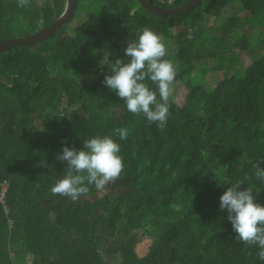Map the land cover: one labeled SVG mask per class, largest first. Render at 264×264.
Wrapping results in <instances>:
<instances>
[{"label":"trees","instance_id":"trees-1","mask_svg":"<svg viewBox=\"0 0 264 264\" xmlns=\"http://www.w3.org/2000/svg\"><path fill=\"white\" fill-rule=\"evenodd\" d=\"M94 1L102 7L99 16L87 14L71 35L64 25L46 43L0 54V183L9 182L8 214L0 205V264H264L258 247L235 239L219 210L220 197L237 180L264 205V183L252 167L264 161V0H236L250 16L247 23L259 21L261 57L233 67V76L210 90L188 86L184 107L170 99L163 130L130 113L103 84L113 59L149 28L173 42L164 59L183 65L173 84L194 70L182 64L184 57L221 72L230 53L247 43L209 38L203 24L232 0H202L191 12L167 18L150 15L136 0ZM162 1L148 0L161 8L191 0ZM64 7L65 0H32L27 7L0 0V41L35 34ZM238 22L229 18L231 26ZM204 41L214 43L211 50ZM103 55L108 59L100 62ZM145 83L158 95L156 84ZM243 108L251 112L248 122L239 118ZM117 128L129 130L126 141ZM96 136L120 145V178L100 191L85 181L89 192L75 202L53 195L66 168L57 155L65 146L83 150ZM138 232L149 239L141 257Z\"/></svg>","mask_w":264,"mask_h":264},{"label":"clouds","instance_id":"clouds-1","mask_svg":"<svg viewBox=\"0 0 264 264\" xmlns=\"http://www.w3.org/2000/svg\"><path fill=\"white\" fill-rule=\"evenodd\" d=\"M32 0H17L18 7L30 6ZM171 3V0H169ZM124 54L127 62L116 59L110 75H105L103 84L120 97L126 109L134 115H143L148 124L163 130L170 116L171 86L176 78L173 64L164 59L167 49L160 36L149 28L141 30L138 42L129 43ZM156 84L158 95L145 83ZM120 140H127L129 130L117 128ZM121 147L109 136H96L83 142V150L63 147L57 160L66 164L64 178L52 188L53 195L68 197L73 202L89 192L87 185L100 191L116 182L125 168ZM264 161L252 164L255 178L264 183ZM41 166V165H38ZM246 179L251 177L246 176ZM243 181L237 180L226 188L220 197L219 210L227 213L235 239L248 247H258L259 260L264 261V205L257 203L252 188L241 190Z\"/></svg>","mask_w":264,"mask_h":264},{"label":"rangeland","instance_id":"rangeland-1","mask_svg":"<svg viewBox=\"0 0 264 264\" xmlns=\"http://www.w3.org/2000/svg\"><path fill=\"white\" fill-rule=\"evenodd\" d=\"M102 7L101 5L94 0H80L78 1L76 11L74 12V17L71 19L69 23L66 25V31L68 35H71V31L75 26L80 24V21L88 14L99 16ZM238 17L239 21L237 24L231 26L229 24V18ZM251 21L250 16L242 9L240 4L236 2V0H232L229 7L225 8L221 15L218 18H208L203 24V34L212 39H219L224 37V41L229 44L236 43L235 41L241 40L244 38V42L247 43V47L245 49H241L233 51L230 53L228 66L222 70L221 72H212L209 67V63L206 61L200 62H192L188 60V57H184L181 59L182 64L184 63L186 66H192L194 70L189 71L191 75H185L181 80H178L175 84L171 86L172 95L170 99L176 104L178 107H184L186 105V96H187V88L194 87L197 85L206 87L207 90H210L214 87V85L222 81L223 79L233 76V70L236 71V68L233 67H246L252 61L258 60L262 52L259 48H257V41L260 27L259 21H254V23H247ZM254 24V25H253ZM256 29H255V27ZM177 32L180 29H176ZM158 34V31H153ZM167 50H172L174 47L171 45L173 42L163 41ZM214 43H206L204 41V50H211ZM125 54L122 53V57L120 59H125ZM238 57V60H237ZM237 62L234 61V59ZM108 57L105 55L99 58L100 62H105ZM116 59H113L115 62ZM173 64L176 73L181 70L183 65L178 62ZM179 68H178V66ZM212 66L218 68L217 61L212 62ZM228 69V71H226ZM206 70V71H205ZM208 70V71H207ZM205 71V72H204ZM80 78L84 81L89 80L88 76H80ZM194 107V105H191ZM251 112L248 109H239V118L242 122H248L250 120ZM116 195L114 194L113 197ZM149 244V239L147 236L143 234V232H138L136 234V253L138 256H143L146 248Z\"/></svg>","mask_w":264,"mask_h":264},{"label":"water","instance_id":"water-1","mask_svg":"<svg viewBox=\"0 0 264 264\" xmlns=\"http://www.w3.org/2000/svg\"><path fill=\"white\" fill-rule=\"evenodd\" d=\"M137 4L150 15L167 18L184 13L191 12L197 8L202 0H191L182 6L176 8H161L152 5L148 0H136ZM76 0H65V7L62 14L51 24L42 27L41 30L35 34L25 38H15L10 40L0 41V54L16 47H30L36 43H46L51 40L54 35L61 29L62 26L69 23L74 14Z\"/></svg>","mask_w":264,"mask_h":264},{"label":"built area","instance_id":"built-area-1","mask_svg":"<svg viewBox=\"0 0 264 264\" xmlns=\"http://www.w3.org/2000/svg\"><path fill=\"white\" fill-rule=\"evenodd\" d=\"M162 3H166L170 5L172 3H169V0L167 1H162ZM9 188V182L3 181L0 183V205L3 207L4 211L6 214H8V205H7V191Z\"/></svg>","mask_w":264,"mask_h":264}]
</instances>
